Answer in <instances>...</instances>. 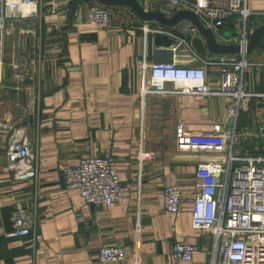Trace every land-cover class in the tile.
<instances>
[{"label":"crops","instance_id":"1","mask_svg":"<svg viewBox=\"0 0 264 264\" xmlns=\"http://www.w3.org/2000/svg\"><path fill=\"white\" fill-rule=\"evenodd\" d=\"M137 1L146 10L174 12L163 2ZM246 1L253 11L246 20L248 38L264 21V0ZM91 3L97 2L38 0L36 15L12 19V31L4 37L0 125L22 129L35 175L17 179L4 168L9 132L0 126V232L9 228L10 211L17 206L28 211L30 228L20 237L0 235V264H220L215 237L208 229L193 228L190 214L196 164L223 159V153L176 149L174 125L182 122L188 131L203 132L218 123L235 135L234 153L252 146L263 151L264 130L257 127H264V47L258 43L245 52L212 53L195 28L184 29L192 27L187 20L161 25L140 19L126 5L106 6L109 25L95 30L85 18ZM212 32L219 43H236L217 36L235 35V30L221 26ZM176 37L186 44L172 50ZM160 49H168L176 63L191 62V53L244 61L232 88L242 95H140V65L158 58ZM203 67L205 81L217 90L219 67ZM231 101L236 102L234 117L227 115ZM87 142L92 143L86 150ZM87 151H109L119 180L128 184L111 207L85 203L75 188L63 185L61 167L75 165ZM139 151L149 155L139 160ZM167 184L180 190L174 213L162 205L161 190ZM176 240L195 245L189 260L169 256ZM101 245L121 246L123 258L99 262Z\"/></svg>","mask_w":264,"mask_h":264},{"label":"built area","instance_id":"2","mask_svg":"<svg viewBox=\"0 0 264 264\" xmlns=\"http://www.w3.org/2000/svg\"><path fill=\"white\" fill-rule=\"evenodd\" d=\"M165 3L169 10L185 8L193 11L203 25L215 30L221 26L235 30L236 34L217 36L225 42L243 45L247 41L246 20L253 11L246 6V0H155ZM38 0H0V54L3 40L11 30L10 20L36 15ZM264 17V12H260ZM86 22L92 29L108 27L110 15L105 6L91 3L86 6ZM9 21V22H7ZM264 22V21H262ZM184 29L194 30L184 26ZM160 31V30H158ZM166 32V31H161ZM168 33V32H167ZM186 44L176 37L175 49ZM187 63L152 60L142 62L139 93L184 92L193 94L228 93L236 99L243 92L232 90L240 79L244 61L223 57L213 60L198 58L191 53ZM197 58L199 62H193ZM1 64V57H0ZM219 67L218 89H212L205 81L204 65ZM147 73V83L145 74ZM171 83L166 87L165 83ZM237 113L236 102L231 101L227 115ZM8 130L4 151V168L14 178H31L35 175L30 149L23 131L12 123L0 125ZM263 131L264 127L258 125ZM235 135L227 133L218 123L210 131L191 132L182 122L174 125V146L178 150H208L223 153V159L200 161L195 167L197 191L191 203L190 224L193 228L208 229L215 237V251L220 264H264V150L263 153L233 152ZM264 141V139H263ZM92 142L85 144V149ZM113 142L110 146H113ZM261 145V147H263ZM149 152L139 151L138 159ZM65 188H75L81 199L88 204L108 208L114 205L127 190L112 164L109 151L96 154L87 151L75 165L61 167ZM162 205L166 211L176 212L181 200L180 190L175 184H167L161 190ZM29 214L22 206L14 207L9 214V228L1 231L4 237H20L29 232ZM195 245L185 241H173L168 249L171 258L189 260ZM119 245H101L96 259L101 262L119 261L123 258Z\"/></svg>","mask_w":264,"mask_h":264},{"label":"water","instance_id":"3","mask_svg":"<svg viewBox=\"0 0 264 264\" xmlns=\"http://www.w3.org/2000/svg\"><path fill=\"white\" fill-rule=\"evenodd\" d=\"M101 5H126L128 6L140 19L154 20L161 25L172 26L181 20H187L192 27L203 37L206 48L212 53H230V52H245L259 43L261 37L264 35V22L256 25L248 34L246 43L240 45L238 43H219L216 41L212 30L203 25L197 15L185 8L177 9L170 15H165L158 9H143L137 0H95ZM159 56L153 60H170V51L168 49H160Z\"/></svg>","mask_w":264,"mask_h":264},{"label":"rangeland","instance_id":"4","mask_svg":"<svg viewBox=\"0 0 264 264\" xmlns=\"http://www.w3.org/2000/svg\"><path fill=\"white\" fill-rule=\"evenodd\" d=\"M11 21V20H10ZM12 29L9 31V33H11ZM16 62V61H15ZM16 67V66H15ZM32 95V94H31ZM244 146V145H243ZM245 152H249V153H262L263 151L261 149H257L255 150L254 147H249L246 149Z\"/></svg>","mask_w":264,"mask_h":264},{"label":"trees","instance_id":"5","mask_svg":"<svg viewBox=\"0 0 264 264\" xmlns=\"http://www.w3.org/2000/svg\"><path fill=\"white\" fill-rule=\"evenodd\" d=\"M106 7V6H105ZM107 8V7H106ZM258 47L259 48H263L264 47V36H262V38H261V40H260V42H259V44H258ZM249 148V147H248Z\"/></svg>","mask_w":264,"mask_h":264},{"label":"bare ground","instance_id":"6","mask_svg":"<svg viewBox=\"0 0 264 264\" xmlns=\"http://www.w3.org/2000/svg\"><path fill=\"white\" fill-rule=\"evenodd\" d=\"M98 3V2H97ZM99 4V3H98ZM101 5V4H100ZM102 6H104V5H102ZM194 28V27H193Z\"/></svg>","mask_w":264,"mask_h":264}]
</instances>
